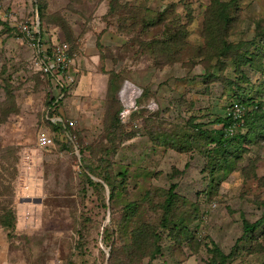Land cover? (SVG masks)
Wrapping results in <instances>:
<instances>
[{
    "label": "rangeland",
    "instance_id": "374dc122",
    "mask_svg": "<svg viewBox=\"0 0 264 264\" xmlns=\"http://www.w3.org/2000/svg\"><path fill=\"white\" fill-rule=\"evenodd\" d=\"M236 99L264 114V0H0V264H264V117L217 135ZM58 117L74 142L39 147Z\"/></svg>",
    "mask_w": 264,
    "mask_h": 264
},
{
    "label": "built area",
    "instance_id": "2783aa9c",
    "mask_svg": "<svg viewBox=\"0 0 264 264\" xmlns=\"http://www.w3.org/2000/svg\"><path fill=\"white\" fill-rule=\"evenodd\" d=\"M19 30L24 34L25 38L32 44L33 61L35 68L42 75L50 76L58 81L57 85H66L71 70L70 46L66 41L58 44L47 45L45 48L40 44V31L38 29L37 19L31 21L30 24H20ZM244 115V107L238 102H233L226 109V116H230L233 124L227 127L230 136L236 133L237 128L242 126ZM53 122H61L63 125V136L69 142H74L75 136L70 133L69 128H74V120L69 118H53ZM37 144L41 148L54 147V136L49 131H42L36 137ZM57 261L54 264H60Z\"/></svg>",
    "mask_w": 264,
    "mask_h": 264
},
{
    "label": "trees",
    "instance_id": "16d2710c",
    "mask_svg": "<svg viewBox=\"0 0 264 264\" xmlns=\"http://www.w3.org/2000/svg\"><path fill=\"white\" fill-rule=\"evenodd\" d=\"M218 15H219V17H221V20L222 19L225 20L227 18L224 8L221 9V11L219 12ZM160 19L161 18H159L158 21ZM149 24L150 25H153V24L160 25L161 23H159V22L148 23V24L146 23L145 27H149L150 26ZM218 25H219V28H221L220 26H222V24L220 25V23H218ZM222 29L225 31V29H227V28H225V26H223ZM179 31H181V33H184L182 28H179ZM19 32H21V31L19 30ZM39 33L42 35L41 32H39ZM41 39H45V37L42 35ZM58 43H60V42L53 41L51 44L54 45V44H58ZM159 43H161V42H159ZM69 53H70V57H71V51L70 50H69ZM167 61H168V59L161 58V60H159L158 63L162 64V63H166ZM60 86H61L62 89L67 87V85H60ZM250 99H248L246 101H249ZM233 102H238V103L242 104L243 107H244V115H243L242 126L247 124L249 120H250V122L255 123V121L258 120L259 117H264V114L260 113V112H262L261 109L260 108L256 109L258 107V104L253 105V103H254L253 100H251V103H252L251 105H253V106H252V108L250 110H246L247 108H245L246 106H245V101L244 100H241V99L231 100L229 102V104L224 109L223 118L220 119L222 127L217 132L218 140L220 141V145H226L230 139H233V138H235L237 136L236 135L237 133H235L232 136H230L229 133L227 132V127L230 126L231 124H233V120L230 118V116H226V109ZM259 107H260V104H259ZM69 131H70V133L73 134V132H72L73 129L72 128H69ZM49 132L54 136L55 144H57L56 142H59L60 144H61V142H63V143H68L69 142L63 136L64 129H63V125H62L61 122H57L56 125L54 124L53 129L50 130ZM45 148H49V147H45ZM105 181L108 182V178H105ZM112 188H113V185H112ZM173 188H174V185L172 184L170 189H173ZM1 222H2V224L7 225L9 227L13 226V224H14V215H12L10 212L5 213V216L2 218L0 223ZM258 225H259V222H255L253 224L244 223V226H243L244 227V232L252 230V229L256 228Z\"/></svg>",
    "mask_w": 264,
    "mask_h": 264
},
{
    "label": "crops",
    "instance_id": "0c3cea01",
    "mask_svg": "<svg viewBox=\"0 0 264 264\" xmlns=\"http://www.w3.org/2000/svg\"><path fill=\"white\" fill-rule=\"evenodd\" d=\"M70 119V118H69Z\"/></svg>",
    "mask_w": 264,
    "mask_h": 264
}]
</instances>
